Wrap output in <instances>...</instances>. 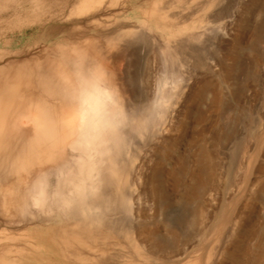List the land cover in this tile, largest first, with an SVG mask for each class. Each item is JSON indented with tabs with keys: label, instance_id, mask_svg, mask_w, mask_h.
<instances>
[{
	"label": "rangeland",
	"instance_id": "1",
	"mask_svg": "<svg viewBox=\"0 0 264 264\" xmlns=\"http://www.w3.org/2000/svg\"><path fill=\"white\" fill-rule=\"evenodd\" d=\"M117 34L109 58L131 90L125 106L150 114L118 155L124 197L107 177L92 220L22 213L34 178L75 163L80 147L21 153L20 135L5 123L0 264H230L233 246L234 264H264V0H0V91L14 94L8 117L64 56L84 49L102 65L98 50ZM28 127L20 117L18 128ZM223 210L225 230L210 233Z\"/></svg>",
	"mask_w": 264,
	"mask_h": 264
},
{
	"label": "clouds",
	"instance_id": "2",
	"mask_svg": "<svg viewBox=\"0 0 264 264\" xmlns=\"http://www.w3.org/2000/svg\"><path fill=\"white\" fill-rule=\"evenodd\" d=\"M78 52L65 58L52 81V86L60 89L83 116L77 129V161L36 176L21 206L22 213L68 215L74 211L88 219L100 212L98 161L118 150L125 138L150 118L149 113L126 107L103 65L96 63L87 50Z\"/></svg>",
	"mask_w": 264,
	"mask_h": 264
},
{
	"label": "bare ground",
	"instance_id": "3",
	"mask_svg": "<svg viewBox=\"0 0 264 264\" xmlns=\"http://www.w3.org/2000/svg\"><path fill=\"white\" fill-rule=\"evenodd\" d=\"M82 1V0H81ZM87 5V3H84L83 6ZM92 6V5H91ZM90 6V7H91ZM164 9V8H163ZM79 12V11H78ZM170 14V13H168ZM179 14V13H178ZM173 16V14H172ZM179 16V15H178ZM177 15H175V17H178ZM196 21H194L191 25L192 26H199L202 18L201 16H199L198 18L195 19ZM177 26V25H176ZM121 35V34H120ZM94 37V36H93ZM119 37V35L117 34L115 37H112L110 39L107 40L106 45L104 47H106V50L103 49L102 50H98L99 55L102 56L103 58V67L106 69L109 79L111 81V83L115 86L116 89L119 90L120 95L123 98L124 104L128 103L131 99V90L129 91V89L126 86V84L124 82H122L121 80H119V77L117 75V73L119 71H117V68H115V63L113 64V62L115 61H110V58L112 56L116 57V55H112V51L113 50H117L116 44H117V38ZM91 38V37H90ZM95 38V37H94ZM89 39V38H88ZM86 40V39H85ZM97 40V39H96ZM89 40H87L88 42ZM98 41V40H97ZM102 40H99V42ZM86 42V41H85ZM91 42V40L89 41ZM101 43V42H100ZM104 43V42H103ZM84 47V46H83ZM99 47V46H98ZM87 48V46H86ZM94 48V47H93ZM175 49V48H174ZM123 50V49H122ZM121 50V52H122ZM63 52V50H60ZM111 51V52H110ZM120 52V50H118ZM59 52V51H58ZM67 52V51H66ZM69 52V51H68ZM61 53V52H60ZM79 53V52H78ZM67 55V53H65ZM64 54V55H65ZM80 54V53H79ZM73 55V54H72ZM78 55V54H77ZM111 55V56H110ZM122 55V54H120ZM61 56V55H60ZM110 56V58H109ZM119 56V55H118ZM44 57V56H43ZM67 57V56H66ZM69 57V55H68ZM96 57V56H95ZM65 59V56L64 58ZM42 60V59H41ZM40 60V61H41ZM57 60V58H56ZM59 60V59H58ZM101 60V59H100ZM117 60V59H116ZM62 61V60H61ZM110 61V62H109ZM44 62V61H41ZM54 62V61H53ZM51 62V63H53ZM112 62V64H110ZM40 63V62H39ZM65 63V62H64ZM117 63V62H116ZM40 65L43 66V64L41 63ZM47 66V65H46ZM54 66V65H53ZM51 66L50 68L53 69L54 73V77L57 73V71L61 68V64H59L57 62V64L53 67ZM117 66V65H116ZM48 67V66H47ZM39 70V69H38ZM42 70V69H41ZM119 70V69H118ZM45 71V69H44ZM50 71V70H49ZM46 72V71H45ZM48 73V72H47ZM227 75L230 74V68L227 70L226 72ZM45 79H43V77L39 78L38 81V86L43 87V90H41L40 92H36L35 96H33V99L31 98H26L25 96L21 95L18 99L15 100V103H17V105L21 104L23 105L22 108V112L16 113L14 114V116L8 117L9 112L11 110V105L14 101V97L12 95V93L10 92V89L6 88V89H2V91H0V129L1 127L4 126V124L6 123L9 127V129H14L19 135V139H20V152H29L28 150H30V152H34L35 150L39 151V154L42 153V155H44L45 151L48 149L50 151H55L56 148L60 149L62 148L65 144H69L72 147H79V133H78V125L82 122L83 120V116L82 115H78L77 112L75 111V105L73 104V102L58 88H55L52 86V81L54 79V77H48V74H44ZM226 76V75H225ZM122 78V77H121ZM47 84V85H45ZM13 91V90H12ZM214 96V95H213ZM164 97V96H163ZM159 99V98H158ZM164 100V99H163ZM216 100V98H215ZM154 101V100H153ZM157 101V100H156ZM155 102V101H154ZM153 102V103H154ZM159 104L160 101L158 100ZM156 102V103H158ZM163 105V104H162ZM128 106V104H127ZM144 107V106H143ZM159 107V106H158ZM164 108V105H163ZM162 108V109H163ZM130 109V108H129ZM161 109V110H162ZM145 110V108H144ZM12 111V110H11ZM10 116V115H9ZM20 117H22L24 120H27L30 124L31 127H28L27 129H20L18 128V121L20 119ZM144 127V124H143ZM1 131V130H0ZM138 131V130H137ZM141 131V130H140ZM142 133V131H141ZM224 136V135H223ZM7 138V137H6ZM126 139H128L126 137ZM125 141V140H124ZM120 145L119 149L112 152L111 154L101 157L100 160L98 161L99 164V183L101 184L102 180L104 184V179L109 177L107 180L111 179L113 181H115L116 183V188H115V184L113 185V187L117 190H113L116 191V193L119 195L120 194V198L124 197L123 195V189L127 184V180H126V176L125 174H123L124 172H121V166L120 164H122L123 162L119 161V158L122 156L121 153L122 149H126V147H124L123 145L126 144V142ZM127 141V140H126ZM1 145V144H0ZM10 148V147H9ZM124 151V150H123ZM127 152V151H126ZM120 154V155H119ZM119 155V158H118ZM2 158V157H1ZM0 158V159H1ZM123 158V156L121 157ZM120 158V160H121ZM131 160V159H130ZM121 162V163H118ZM133 162V160L131 161V163ZM6 163V162H5ZM130 163V164H131ZM125 163H123L124 165ZM122 165V169L125 168ZM126 165V164H125ZM205 169L207 170V175L211 174V166L210 164H205ZM1 168V167H0ZM9 169V168H8ZM124 170V169H123ZM125 171V170H124ZM128 172V169H127ZM103 173L107 174L106 177H104ZM126 173V171H125ZM202 175V174H201ZM18 176V175H17ZM17 178V177H16ZM20 178V177H18ZM18 181V180H17ZM101 181V182H100ZM110 181V180H109ZM108 181V182H109ZM107 182V181H106ZM101 184V186H102ZM112 184V183H111ZM105 185V184H104ZM102 188V187H101ZM126 188V187H125ZM161 195L164 194V191L159 189ZM101 191H103L101 189ZM104 193V192H103ZM112 193V192H111ZM115 193V192H114ZM100 194V193H99ZM102 194V193H101ZM8 195V194H7ZM116 195V194H115ZM126 195V194H125ZM117 196V195H116ZM103 196H101L102 198ZM106 197V196H105ZM104 199H107L105 198ZM114 196H112L113 198ZM127 197V196H126ZM100 198V197H99ZM100 198V199H101ZM111 198V199H112ZM116 198V197H115ZM103 199V198H102ZM110 199V200H111ZM117 199V198H116ZM109 200V202H110ZM115 200V199H114ZM113 200V201H114ZM118 200V199H117ZM116 200V201H117ZM124 200V199H122ZM126 202L127 199H125ZM101 201V200H100ZM112 201V202H113ZM98 202V201H97ZM108 202V201H106ZM120 201H118L119 204ZM125 202V201H123ZM122 203V202H121ZM100 204H102V201L100 202ZM107 204V203H106ZM115 204V203H114ZM123 204V203H122ZM128 204V203H127ZM104 205V203H103ZM111 205V204H110ZM125 205V204H124ZM112 209L113 207L110 206ZM128 207V206H127ZM126 207V208H127ZM121 208V207H119ZM123 208V207H122ZM5 209V208H4ZM105 210H107L105 208ZM199 211V210H198ZM74 213V212H73ZM71 214V213H70ZM97 214H102L97 213ZM80 215V214H79ZM196 215V214H194ZM75 216V215H73ZM94 216V215H93ZM200 217V216H199ZM84 218V217H83ZM93 218V217H92ZM91 218V220H92ZM228 213L227 211L223 210L222 212L220 211V213L216 214L215 219L208 225L207 229L209 230L210 233H215L221 229L220 232H222V230H225V226H226V222L228 221ZM74 219V218H73ZM95 219V218H94ZM198 219V217H197ZM81 220V219H80ZM90 220V219H89ZM104 220V219H101ZM192 221L195 222L196 220V216H192ZM94 221V220H93ZM91 221V222H93ZM98 221V219H97ZM100 221V219H99ZM79 222V221H78ZM87 222V221H86ZM90 222V223H91ZM88 224V223H87ZM85 225V224H84ZM101 225V224H100ZM98 226V225H97ZM79 226H77L78 228ZM180 230V228H176V232H178ZM206 230V229H205ZM79 231V230H78ZM71 232V231H70ZM129 230H126L125 233L128 234ZM200 232V231H199ZM225 232V231H223ZM66 233V232H65ZM87 233V232H86ZM82 235V234H81ZM89 235V234H88ZM163 235V234H160ZM212 234H210L211 236ZM216 235V234H215ZM214 235V237H215ZM222 235V234H221ZM78 236V234L76 235V237ZM99 236V235H98ZM208 236V237H210ZM219 236V234L217 235ZM84 237V236H83ZM132 238V237H131ZM203 238V236H202ZM201 238V239H202ZM206 238V237H205ZM86 239V238H85ZM91 239V238H89ZM107 239V238H106ZM105 239V240H106ZM133 239V238H132ZM141 239V237H140ZM138 239V240H140ZM171 239V238H170ZM200 239V238H199ZM211 239V238H210ZM213 239V238H212ZM220 239V238H219ZM78 240V239H77ZM92 240V239H91ZM135 240V238L133 239ZM136 240V241H138ZM205 240V239H203ZM215 240V239H214ZM200 241V240H199ZM217 241V240H216ZM82 242V241H79ZM139 242V241H138ZM141 242V241H140ZM136 243V242H133ZM138 244V243H137ZM166 244V243H165ZM201 244V243H200ZM211 244V243H210ZM209 244V245H210ZM136 245V244H134ZM234 245V244H233ZM105 246V245H104ZM141 246V245H140ZM166 247H169L170 245L167 244L165 245ZM134 247V246H133ZM139 248V247H138ZM175 248V247H174ZM199 248V247H198ZM231 248V247H230ZM227 248L226 254L228 255V257H230V264H234V260L236 259V255L234 253V246L233 248ZM136 250V249H135ZM140 250V249H139ZM138 250V251H139ZM207 250V249H206ZM224 250V249H223ZM148 251V250H147ZM208 251V250H207ZM152 255H154V257H156L157 259L159 258V256L156 254L155 250L149 251ZM201 252V251H200ZM205 252V251H203ZM83 253V252H82ZM196 253V252H195ZM198 253V252H197ZM202 253V252H201ZM211 254V252H209ZM237 253V252H236ZM101 254V253H100ZM120 254V253H119ZM139 254V253H138ZM142 254V253H141ZM177 251H174V253L172 255H176ZM204 254V253H202ZM225 254V255H226ZM84 255V254H83ZM99 255V254H98ZM106 255V254H105ZM117 255V254H116ZM123 255V254H122ZM190 255V254H189ZM209 255V254H208ZM208 255L206 257H208ZM68 256V255H67ZM82 256V255H81ZM113 256V255H112ZM143 256V255H142ZM141 256V258H142ZM203 256V255H202ZM211 256V255H210ZM209 256V257H210ZM148 256H146L147 258ZM151 257V256H150ZM153 257V256H152ZM151 257V258H152ZM193 258V256H190ZM195 257V256H194ZM205 257V258H206ZM238 257V255H237ZM110 258V257H109ZM124 258V257H123ZM140 258V259H141ZM156 258H154L156 260ZM189 260V257H187ZM186 258V259H187ZM101 259V258H100ZM105 259V258H104ZM114 259V258H113ZM117 259V258H116ZM119 259V258H118ZM161 259V258H159ZM164 259V258H163ZM161 259V260H163ZM209 259V258H208ZM120 260V259H119ZM149 260V257L148 259ZM196 260V259H195ZM193 260V261H195ZM206 260V259H205ZM101 261V260H100ZM158 261V260H157ZM160 261V260H159ZM170 261V260H169ZM184 261V260H183ZM182 261V262H183ZM190 261V260H189ZM192 261V262H193ZM207 261V260H206ZM151 262V260H150ZM178 262V260H177ZM185 262V261H184ZM183 262V263H184ZM165 264H173V262H169ZM180 263V262H179ZM177 263V264H179ZM187 264V261L185 262ZM188 264H190L188 262Z\"/></svg>",
	"mask_w": 264,
	"mask_h": 264
}]
</instances>
